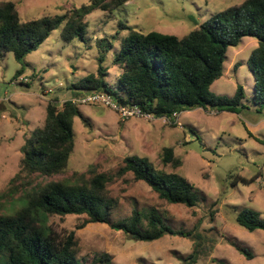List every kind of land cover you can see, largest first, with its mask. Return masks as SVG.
Here are the masks:
<instances>
[{"label":"rangeland","instance_id":"obj_1","mask_svg":"<svg viewBox=\"0 0 264 264\" xmlns=\"http://www.w3.org/2000/svg\"><path fill=\"white\" fill-rule=\"evenodd\" d=\"M6 1L16 4L24 22L53 17L90 2L0 0ZM244 1L133 0L113 13L97 10L87 17L85 42L62 43L59 28L22 63L12 53L6 54L0 60V213L20 208L17 198L35 185L107 174L110 198L118 202L113 220L130 217L134 210L156 209L177 234L146 243L106 224H86L87 216H50L47 222L56 235L63 238L75 232L79 259L88 264H184L200 242L203 249L196 264H264V231L250 233L236 223L242 209L258 211L264 219V105L253 101L255 81L247 65L258 48L255 39L244 38L239 47L228 50L223 76L211 87L213 96L231 99L242 86L246 99L240 114L196 109L184 112L179 119L182 126H178L161 119L123 120L112 108L77 102L88 125L74 120L75 149L66 171L51 178L33 176L27 183L29 176L21 167L22 148L44 126L51 100L61 99L60 92L67 86L97 74L101 40L105 46L113 45L103 64L108 83L115 84L121 70L113 57L129 34L120 29V23L144 34L182 38L213 15ZM65 93L67 98L57 103L60 110L70 100L71 94ZM167 148L181 160L180 167L164 162ZM132 156L148 159L159 171L188 179L198 189V205H172L147 183L136 180L132 172L120 174L125 159ZM18 174L21 178L11 188ZM240 178L254 181L244 184ZM237 248L249 250L254 258L247 260ZM103 255L109 256V262L95 263Z\"/></svg>","mask_w":264,"mask_h":264},{"label":"trees","instance_id":"obj_2","mask_svg":"<svg viewBox=\"0 0 264 264\" xmlns=\"http://www.w3.org/2000/svg\"><path fill=\"white\" fill-rule=\"evenodd\" d=\"M89 1L81 7L73 5L62 14L26 22L21 20L16 4L0 2V60L12 53L15 60L22 63L59 28L62 43L85 42L89 29L87 17L97 10L113 13L133 0ZM119 27L129 30L113 57L121 74L113 86L108 83V71L103 63L113 45L108 42L105 46V40H99L102 53L97 74H89L60 92L61 99L67 98L65 92L71 94L63 109L57 105L61 99L51 100L44 126L23 146L21 167L29 176L27 183L33 176L51 178L68 168L75 149L74 120L78 118L88 125L73 103L75 99L107 94L117 104L137 106L156 119L172 118L176 113L196 109L240 114L245 109L243 101L246 99L242 86L231 99L213 96L211 87L223 76L228 50L239 47L244 38L258 42L247 65L255 81L253 101L264 105V0H245L232 5L182 38L154 32L144 34L122 23ZM164 162L176 168L182 163L175 158L172 148L165 149ZM128 172L172 205L193 208L200 201L198 189L188 179L177 173L159 171L146 158H126L120 174ZM20 178L18 174L11 180V188ZM240 180L250 184L254 178ZM110 182L107 174H94L89 179L83 175L74 181H51L22 191L17 198L22 206L12 213H0V264H88L77 257L79 247L75 232L63 238L56 235L47 222L50 216H87L86 224H106L135 241L146 243L177 234L156 209L134 210L130 217L113 220L118 202L110 198L107 190ZM236 223L250 233L264 231V219L253 209L239 211ZM201 249L203 245L199 242L193 254L183 260L184 264H196ZM237 250L247 260L254 258L247 249ZM94 261L106 263L109 256L103 255Z\"/></svg>","mask_w":264,"mask_h":264},{"label":"built area","instance_id":"obj_3","mask_svg":"<svg viewBox=\"0 0 264 264\" xmlns=\"http://www.w3.org/2000/svg\"><path fill=\"white\" fill-rule=\"evenodd\" d=\"M78 103H83V104H100L105 107L112 108L116 110L121 118L123 120H127L130 118H143L148 121H154L156 120L155 116L153 114H148L144 113L139 107L133 106H122L117 104L113 98L107 94H93L89 95L87 97H84L82 99H75L73 100V103L77 104ZM181 114H174L172 118H161V120L165 122H173L177 124L178 126H182L180 123Z\"/></svg>","mask_w":264,"mask_h":264},{"label":"crops","instance_id":"obj_4","mask_svg":"<svg viewBox=\"0 0 264 264\" xmlns=\"http://www.w3.org/2000/svg\"><path fill=\"white\" fill-rule=\"evenodd\" d=\"M182 114H183V113H182ZM182 114H181V115H182Z\"/></svg>","mask_w":264,"mask_h":264}]
</instances>
